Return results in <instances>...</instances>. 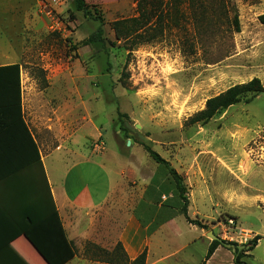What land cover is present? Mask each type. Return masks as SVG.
<instances>
[{"label": "rangeland", "instance_id": "obj_1", "mask_svg": "<svg viewBox=\"0 0 264 264\" xmlns=\"http://www.w3.org/2000/svg\"><path fill=\"white\" fill-rule=\"evenodd\" d=\"M85 2L103 20L105 48L88 43L101 23L77 11L74 0H0V60L7 55L20 63L25 84H32L25 92L29 111L45 130L40 142L55 150L57 163L81 161L89 178L94 162L123 166L129 152L150 168L159 165L142 144L183 177L192 200L189 216L206 225V244L191 242L200 231L181 216L179 239H170V228L168 238L149 239L147 264H202L213 242L209 232L230 247L220 244L206 264H236L238 248L245 252L242 262L264 264V94L207 123L188 122L209 98L234 85L253 78L264 85V26L258 19L264 0ZM140 15L162 32L130 52L112 24ZM55 162L47 161L52 168ZM132 201L112 200L86 219V229L115 232L114 249ZM138 216L146 222V212ZM256 236L261 239L250 249ZM90 243L96 244L76 241L72 264H103L86 253Z\"/></svg>", "mask_w": 264, "mask_h": 264}, {"label": "crops", "instance_id": "obj_2", "mask_svg": "<svg viewBox=\"0 0 264 264\" xmlns=\"http://www.w3.org/2000/svg\"><path fill=\"white\" fill-rule=\"evenodd\" d=\"M2 57L0 66L20 64L7 55ZM25 76L27 74L21 65L24 120L38 146L43 171L21 125L18 122L6 123L0 114V264H47L21 230L27 221L25 214L44 218L48 204L47 182L67 238L75 247L76 241L93 240L100 247L112 250L110 244L115 232L97 230L90 233L85 225L91 214L110 205L112 200H133L126 224L115 241L116 245H123L131 260L147 250L149 239H157L162 234L168 238L169 228L170 239H179L177 222L179 217L184 216L183 201L168 170L160 165L150 168L131 152L128 157L123 156V166L116 162L112 170L104 159L94 162L90 178L84 172L81 161L62 165L59 158V163L55 162L58 161L53 157L55 150L39 140L45 130L38 117L29 111L25 90L32 89V84H25ZM103 152H100L101 155ZM47 161L58 166L49 167ZM113 174L118 177L115 181ZM57 176L58 182H55L53 179ZM186 196L189 214L192 200L188 194ZM140 210L146 212V222L138 216ZM194 214L200 217L198 208ZM198 229L199 237L191 242L206 244L203 229ZM76 258L77 254L66 264H72Z\"/></svg>", "mask_w": 264, "mask_h": 264}, {"label": "trees", "instance_id": "obj_3", "mask_svg": "<svg viewBox=\"0 0 264 264\" xmlns=\"http://www.w3.org/2000/svg\"><path fill=\"white\" fill-rule=\"evenodd\" d=\"M153 2L160 5L161 0H139L143 2ZM75 9L83 12L85 17L100 21L101 25L97 32L88 39L90 44H98L101 47H106V39L104 38V30L102 28L103 20L100 17H95L88 10L85 0H74ZM260 23L264 26V14L259 16ZM234 22L236 31L240 32V24L238 16L235 15ZM148 15H140L129 19L117 20L112 24V29L117 40H124L129 43V51L140 44L150 42L156 39L162 32L161 27H153ZM264 94V85L259 78H253L249 82L237 84L217 96L211 97L206 101L205 108L195 113L190 119L189 124L195 125L198 123H207L212 120L220 112L229 109L230 107L243 101L250 103L257 96ZM0 114L6 123L13 124L18 122L24 130V134L28 137L39 166L43 171V165L38 152V146L34 141L30 131L25 123L22 110V88H21V65L12 64L8 66H0ZM119 118L127 117L124 114L118 113ZM146 153L160 166L165 167L175 184L176 191L179 193L182 201V214L186 221L198 228L206 227L202 221L190 218L188 214V198L186 196L187 186L184 183L183 177L164 159L159 153L155 152L150 146L142 144ZM47 210L44 218H35L32 214H25L27 221L22 227V233L30 241L39 255L47 264H66L71 261L77 254L76 247L72 241L67 238L66 231L62 225L58 211L56 210L53 201L51 189L47 182ZM261 236H256L251 241L250 249L257 245ZM222 244L219 241H213L207 251L206 262L213 256L218 246ZM86 253L93 260L106 264H146V250H144L134 260H128L121 243H118L114 249L107 250L97 244L90 243L86 248ZM245 252L236 250V264H246L241 261L245 256ZM124 260V261H123Z\"/></svg>", "mask_w": 264, "mask_h": 264}, {"label": "water", "instance_id": "obj_4", "mask_svg": "<svg viewBox=\"0 0 264 264\" xmlns=\"http://www.w3.org/2000/svg\"><path fill=\"white\" fill-rule=\"evenodd\" d=\"M128 143L130 144V142H128ZM208 236H211L212 239H213V241H219V242H221L222 244H224L225 246L230 247L229 245H227V244H225L224 242H222V240L220 239L219 236H216V235L213 234L212 232H209V233H208ZM238 250H239V248H238Z\"/></svg>", "mask_w": 264, "mask_h": 264}, {"label": "built area", "instance_id": "obj_5", "mask_svg": "<svg viewBox=\"0 0 264 264\" xmlns=\"http://www.w3.org/2000/svg\"><path fill=\"white\" fill-rule=\"evenodd\" d=\"M49 14V13H48ZM55 23H57V22H55ZM104 150V146L103 145H97V147H96V152H101V151H103ZM165 198V197H164ZM230 222H232V221H230Z\"/></svg>", "mask_w": 264, "mask_h": 264}]
</instances>
